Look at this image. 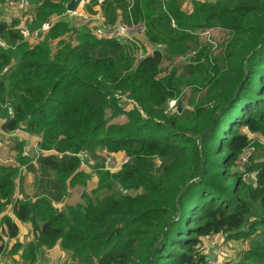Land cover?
<instances>
[{
    "label": "trees",
    "instance_id": "1",
    "mask_svg": "<svg viewBox=\"0 0 264 264\" xmlns=\"http://www.w3.org/2000/svg\"><path fill=\"white\" fill-rule=\"evenodd\" d=\"M26 1L34 16L26 28L0 21V131L36 137L40 152L32 164L15 142L18 165H0V256L27 224L21 264L55 248L75 260L68 264H207L203 243L217 235L236 246V264H264V158L249 137L264 142V0H193L190 13L178 0L102 2L107 25L119 12L122 24H143L148 44L167 48L213 27L231 34L219 69L190 58L187 72L198 76L187 83L205 92L175 114L167 106L182 82L162 69V50L138 60V35L99 39L98 25L74 31L60 18L71 0ZM23 30H38L34 44ZM98 150L126 162L114 172L97 164L84 203L56 208L88 180L77 155ZM22 165L37 185L16 198Z\"/></svg>",
    "mask_w": 264,
    "mask_h": 264
},
{
    "label": "rangeland",
    "instance_id": "2",
    "mask_svg": "<svg viewBox=\"0 0 264 264\" xmlns=\"http://www.w3.org/2000/svg\"><path fill=\"white\" fill-rule=\"evenodd\" d=\"M192 1L193 0H178V2L181 4V10L187 13L191 12L192 9ZM201 1H212V0H201ZM7 4H1V7H3V10H7V12H14L15 14L18 15V17H12L11 20L16 19L20 21V27L26 28L34 19L33 15L29 13V4L28 1L26 0H11L10 2H5ZM21 15V16H20ZM20 16V17H19ZM69 16V15H68ZM67 15L61 16V19L64 20H72V23H74L75 29L81 28L80 21H78L77 16L72 15L73 17L70 18ZM59 17H53L51 20H54V23L60 20ZM75 20L77 23L80 24L78 26L75 23ZM88 23L84 24L87 26ZM26 34L29 36H32L33 33L36 31H33L32 34H29L26 30H23ZM190 35L189 38H184V39H178L174 42L173 45L170 47L165 48V46L162 47L160 44H148L146 42V36L144 34L138 35V42L141 43V50L142 54H147L151 53L153 50L158 49L162 50L163 55V60L161 67L164 71L167 72H174V76L177 80L181 81V86H180V95L177 98L176 105L173 109L168 110L167 112L169 113H180V110L183 108L189 107L192 108L195 107L201 100H202V93L204 94L205 91L201 89L202 84H199L198 86L196 85H191L189 86L187 81L192 82L197 76L198 73L195 72L193 73L192 76H190L187 72V66L189 64H193V62L190 60V58L196 57L197 54L202 55V60L203 64L213 66L217 69L223 66V55L225 48L227 46L228 40L231 36V34L225 30H222L217 27H213L207 30H199L196 32H190L188 33ZM192 35V36H191ZM33 35V40H28L29 44H34ZM201 80V79H199ZM194 81V83H196ZM169 104V103H168ZM168 109V106H167ZM114 122L116 123H121L124 122V118L119 117L117 118ZM1 132H0V137H1ZM4 135V134H3ZM21 135V134H20ZM22 136V135H21ZM251 140L255 141L257 145H254L255 153L257 157L264 158V142L261 138H258L256 136H249ZM3 138V136L1 137ZM1 141V139H0ZM13 142V141H11ZM10 142V144H11ZM19 142V141H17ZM7 150L4 148H1L0 151V162L1 161H9L8 165H18V159L17 155H15V158H12L10 151L12 149L9 148V145L6 146ZM24 150V149H23ZM15 152V150H12ZM40 152V151H37ZM16 153V152H15ZM32 157H27L26 160L30 162H35L36 163V157L38 156L37 154L35 155L32 153ZM84 156L85 160V166L86 168H81L82 171L86 172L88 176V180L85 182L82 181H76L73 186L70 187V189L76 191L78 190L79 193H77V203H84V197L82 196L83 193L85 194H90L91 190L95 188L96 182H97V175L94 176V167L97 164H103L106 161H114L115 162V167L110 170V172H114L115 170L121 168L123 164L126 162V158L123 154H117L115 156H107L103 151L98 150L97 151V157L100 159L96 158H91L88 155H82ZM244 155L241 156L243 158ZM240 158V159H241ZM111 159V160H110ZM12 161V162H11ZM79 182V183H78ZM37 183H35V186ZM58 209L64 210L65 205L60 206V204H56ZM211 241L209 242L207 246L208 249L212 250L214 252L215 256L213 258H218V259H233L237 256V251H236V246L232 245L231 243H228L225 241L224 237L217 235L214 236ZM204 245V243H203ZM57 249V250H56ZM204 250H206L204 248ZM52 255V257H51ZM69 253L64 252L59 250L58 248H55L53 251H45L39 254L38 259L35 261L33 264H64V263H73L75 260L72 258L70 259ZM48 257V258H47ZM30 264V263H27Z\"/></svg>",
    "mask_w": 264,
    "mask_h": 264
},
{
    "label": "crops",
    "instance_id": "3",
    "mask_svg": "<svg viewBox=\"0 0 264 264\" xmlns=\"http://www.w3.org/2000/svg\"><path fill=\"white\" fill-rule=\"evenodd\" d=\"M11 0H5V2H10ZM104 0H98V2L92 7L91 5V0H82L75 11V15L79 18L78 21H80V24H86L88 23V27L91 28L92 26H97L98 27H103V26H109L106 24L105 22V18L102 16V2ZM0 3V21H6V22H11L12 17H18L17 14H15L14 12H7V10H3V7H1V4H7V3ZM129 3H132V0H128ZM91 9L92 12H94V14H90L87 11ZM119 15V19L117 20L116 24L123 22V19L121 18L119 12H117ZM21 16V15H20ZM19 16V17H20ZM69 17H73L72 15H69ZM15 20V19H13ZM121 21V22H119ZM75 23L80 26L79 23H77V21L75 20ZM142 23V22H141ZM73 25V30L76 31L75 27H74V23ZM1 132V131H0ZM2 133V132H1ZM22 136H21V135ZM3 136V138H1ZM1 141H0V151L1 148L7 150L6 146L9 145L10 149H13L12 146L15 142L19 141L20 143L23 144V155H25L26 157H32L34 153L35 155L39 154L38 149H37V141L38 139L36 137H31L28 136L27 134H25L22 131L19 132H15L12 134H1ZM13 141V142H11ZM11 142V144H10ZM41 153L43 155H48L50 154V152H42ZM10 154L12 156V158H15V155H17V152L15 153L14 151H10ZM12 162V161H11ZM8 163H10L9 161H1L0 165H8ZM32 164H35V162H31ZM12 165V164H10ZM14 166V165H13ZM25 165H22L20 168L22 169V184L21 186H18V181H16V192H15V196L16 198L19 197L21 198L22 196H30L32 197L35 193V179L34 176L27 172L25 167ZM77 193H79L78 190L74 191L72 189H70L68 191V195L66 197H64L60 203V206L62 205H72L77 203ZM56 208L57 205H55ZM60 210V209H59ZM5 214H7L8 216H11V213L9 210H7L5 212ZM31 241V234H30V230H29V226L27 224H21L19 225V235L18 237L14 240V241H8L6 244V251L4 252L3 255L0 256V264H21L22 263V254H23V248L24 246L29 243ZM209 241H205L204 245H203V253L208 257V258H213L215 256L214 252H212V250L208 249L207 246ZM17 243L19 244L20 248L18 250H16L15 248L12 250L13 245ZM204 248L206 250H204ZM55 250V249H54ZM57 250V249H56ZM53 251V250H52ZM52 257V255H51ZM217 257V256H215ZM48 258V257H47ZM38 259V256H36V260ZM35 260V261H36ZM28 263V262H27Z\"/></svg>",
    "mask_w": 264,
    "mask_h": 264
},
{
    "label": "built area",
    "instance_id": "4",
    "mask_svg": "<svg viewBox=\"0 0 264 264\" xmlns=\"http://www.w3.org/2000/svg\"><path fill=\"white\" fill-rule=\"evenodd\" d=\"M67 14L75 15V13H68V12H67ZM8 23H10V22H8ZM49 27H50V24H45L42 26L40 31L48 30ZM144 32H145V27L143 26V24L126 25V24H122V23L115 24L114 26H103V27L97 26L93 30V34L99 39L115 38V39H119V41H122L124 43L133 42L134 36L143 34ZM21 34L23 35V37L25 39L33 40V35H35L34 36V39H35L36 35L38 34V30L35 31L32 36H29L24 31H21ZM0 49H2V50L6 49V45L1 38H0ZM142 57H143V55L139 54L138 60H141ZM175 105H176L175 100L170 101L168 104L167 111L173 109L175 107ZM252 152H253V148H249L248 150H246L243 158L240 159V162L242 164H244L247 161L248 156ZM77 157L79 158V160L81 162V166L85 167L84 157L82 156V154H78ZM115 165L116 164L114 161H112V160L107 161V163H105V169L111 170L112 168L115 167ZM207 264H236V262H235V260H232V259L208 258Z\"/></svg>",
    "mask_w": 264,
    "mask_h": 264
},
{
    "label": "water",
    "instance_id": "5",
    "mask_svg": "<svg viewBox=\"0 0 264 264\" xmlns=\"http://www.w3.org/2000/svg\"><path fill=\"white\" fill-rule=\"evenodd\" d=\"M77 2H78V0H71V1L66 5V11H67L68 13H75Z\"/></svg>",
    "mask_w": 264,
    "mask_h": 264
}]
</instances>
